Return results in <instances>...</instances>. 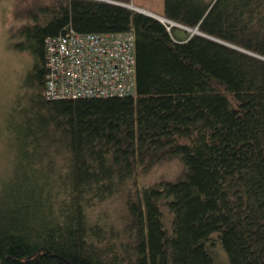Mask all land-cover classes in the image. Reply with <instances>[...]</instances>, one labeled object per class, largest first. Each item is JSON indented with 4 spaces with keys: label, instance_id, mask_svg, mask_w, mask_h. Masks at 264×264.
<instances>
[{
    "label": "trees",
    "instance_id": "trees-1",
    "mask_svg": "<svg viewBox=\"0 0 264 264\" xmlns=\"http://www.w3.org/2000/svg\"><path fill=\"white\" fill-rule=\"evenodd\" d=\"M13 12L25 22L9 42L32 64L8 113L0 264H222L214 235L226 264H264V0H163L161 16L201 32L180 40L107 0H16ZM69 29L132 31L134 93L45 98V40ZM175 158L183 177L129 195L122 231L91 219Z\"/></svg>",
    "mask_w": 264,
    "mask_h": 264
},
{
    "label": "built area",
    "instance_id": "built-area-1",
    "mask_svg": "<svg viewBox=\"0 0 264 264\" xmlns=\"http://www.w3.org/2000/svg\"><path fill=\"white\" fill-rule=\"evenodd\" d=\"M44 96L47 99L125 96L136 89L132 31L47 37Z\"/></svg>",
    "mask_w": 264,
    "mask_h": 264
},
{
    "label": "rangeland",
    "instance_id": "rangeland-1",
    "mask_svg": "<svg viewBox=\"0 0 264 264\" xmlns=\"http://www.w3.org/2000/svg\"><path fill=\"white\" fill-rule=\"evenodd\" d=\"M116 1V0H111ZM134 5L159 16L163 12V0H128L117 1ZM16 0H0V180L5 179L8 174L10 163L15 155L13 137L8 130V113L16 95L24 94L20 83L27 76V70L32 64V56L27 51H21L10 44L9 31L16 29L25 22L24 19H16L14 16ZM168 28L170 24H168ZM172 36L183 39L190 34L189 29L179 26H171ZM198 31V30H197ZM183 164L175 158L155 165L147 173H138L134 181H128L120 191L105 201L95 205L88 210L91 219H100L102 223L113 226L122 231L129 222V214L126 200L129 195H135L136 191L143 188L155 186L160 181L177 180L183 177ZM165 222L169 225L171 214L164 210ZM215 252L222 264H226L227 257L222 250L217 236L214 235Z\"/></svg>",
    "mask_w": 264,
    "mask_h": 264
},
{
    "label": "water",
    "instance_id": "water-1",
    "mask_svg": "<svg viewBox=\"0 0 264 264\" xmlns=\"http://www.w3.org/2000/svg\"><path fill=\"white\" fill-rule=\"evenodd\" d=\"M107 1H109V2H113V3H116V4H120V5L126 6V7L130 8V9H133V10H136V11H138V12L144 13V14H146V15H149V16H151V17L156 18L157 20H160V21L163 22V23H164L165 20H168V19H166V18L163 17V16H159V15L154 14V13H152V12H150V11L145 10V9L138 8V7L134 6V5H130V4H126V3H121V2H117V1H111V0H107ZM169 21H171V20H169ZM172 22H173V24H171L170 27H171V26H179V27H183V28H185V29H189L190 34H194V33L201 34L200 31H197V28H189V27H185V26H183V25H181V24H179V23H176V22H174V21H172ZM203 35H204V34H203ZM205 36H207V35H205ZM207 37H208V38H211V39H213V40L219 41V40H217V39H215V38H213V37H210V36H207ZM219 42H220V41H219ZM243 51H244V50H243ZM245 52H246V51H245ZM247 53H249V52H247ZM249 54H252V53H249ZM253 55L258 56V55H256V54H253ZM258 57H260V56H258ZM260 58H263V57H260ZM263 59H264V58H263Z\"/></svg>",
    "mask_w": 264,
    "mask_h": 264
},
{
    "label": "bare ground",
    "instance_id": "bare-ground-1",
    "mask_svg": "<svg viewBox=\"0 0 264 264\" xmlns=\"http://www.w3.org/2000/svg\"><path fill=\"white\" fill-rule=\"evenodd\" d=\"M164 22H167L168 24H173V22L172 21H169V20H165Z\"/></svg>",
    "mask_w": 264,
    "mask_h": 264
},
{
    "label": "crops",
    "instance_id": "crops-1",
    "mask_svg": "<svg viewBox=\"0 0 264 264\" xmlns=\"http://www.w3.org/2000/svg\"><path fill=\"white\" fill-rule=\"evenodd\" d=\"M184 38H185V37H184ZM184 38H183V39H184Z\"/></svg>",
    "mask_w": 264,
    "mask_h": 264
}]
</instances>
